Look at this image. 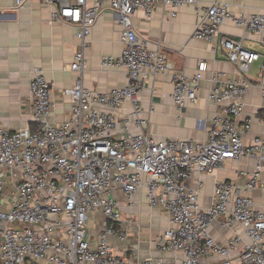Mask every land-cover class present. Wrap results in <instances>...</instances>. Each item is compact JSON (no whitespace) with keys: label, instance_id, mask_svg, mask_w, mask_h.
I'll return each instance as SVG.
<instances>
[{"label":"built area","instance_id":"2783aa9c","mask_svg":"<svg viewBox=\"0 0 264 264\" xmlns=\"http://www.w3.org/2000/svg\"><path fill=\"white\" fill-rule=\"evenodd\" d=\"M39 2L55 6L51 21L64 22L75 28L79 50L70 68L84 66V49L89 45L91 28L106 2L119 14L122 26L119 57H103V69L120 68L127 83L106 91L89 90L80 80L64 90L70 98L69 117L54 125L51 112V85L41 69H35L29 81L34 127L0 131V264H126L108 244V236L123 240L127 221L119 209L118 193L131 203L141 187L147 189L150 207L168 216L170 227L155 236V244L165 253H181L178 260L146 258L136 264H206L209 255L227 256L240 243H247L235 259L225 258L215 264H264V202L247 194L264 175V142L258 139L244 144L241 133L248 130L252 118L240 125L243 96L250 87L245 77L258 53L243 47L242 38L220 34L219 27L231 20L237 27L256 36L264 46V13L233 15L228 3L212 2L199 6V0H16L17 6ZM169 16L184 5H193L198 20L192 39L208 43L216 40L239 79L216 84L208 100L224 106V116L212 119V128L204 142L184 139L155 141L147 132L137 98L144 84L156 74H168L173 85L172 99L178 109L198 99L200 83L208 69L199 60L195 72L187 76L176 72L172 63L158 49L139 38L132 28L131 16L142 10L151 18L157 5ZM260 92L264 97V78ZM131 111L119 119L114 111ZM140 131L134 132L132 128ZM242 156L256 158V166L245 183L243 194L227 181L214 185L213 202L207 208L196 199L201 182L195 174H212L226 160ZM195 180L196 186H190ZM7 185L10 191L7 190ZM102 219L96 244L92 245L89 223ZM230 230L224 243H216L208 233L214 221Z\"/></svg>","mask_w":264,"mask_h":264},{"label":"crops","instance_id":"0c3cea01","mask_svg":"<svg viewBox=\"0 0 264 264\" xmlns=\"http://www.w3.org/2000/svg\"><path fill=\"white\" fill-rule=\"evenodd\" d=\"M86 1L88 5L96 2ZM214 1L228 3L235 16L264 13V0H199V6H208ZM54 8V5L39 2H26L19 7L16 0H0V131L34 127L29 81L37 68L42 70L51 85L48 120L54 125L69 117L70 98L64 90L72 87L76 80H80L85 89L97 91L122 88L127 83L122 69L100 67L103 57L117 58L122 52L119 14L106 2L102 4L91 28L89 45L83 52V69L72 71L73 55L80 48L75 40V28L64 22L51 21L50 12ZM197 16L198 12L191 4L178 8L174 17L169 16L168 10L160 4L149 19L145 18L142 10H136L131 16L132 28L137 36L146 40L150 48L160 50L176 72L190 76L199 60L206 61L208 65L197 101L188 102L181 109L173 102V85L168 74H156L144 84L137 98L141 111L139 117L147 121L146 132L155 141L184 139L204 142L212 128V119L224 116V106L214 105L208 100L209 90L223 81L240 77L216 40L208 43L191 38ZM219 32L241 37L243 47L259 55L245 74L250 87L242 98L243 111L238 122L241 125L244 120L252 118L249 129L241 133L244 144H251L256 139L264 142V97L260 92V74L264 78V46L256 41L253 33L237 27L231 20H225ZM130 111L131 105L126 102L124 108L113 113L119 119ZM132 131L138 132L140 128L134 127ZM255 166L256 158L242 156L238 160H226L212 174H195L194 179L202 184L197 193L198 206L204 209L212 204L214 185L219 181H227L239 193H245V183ZM197 181L191 180L190 186L194 188ZM9 188L7 185L8 191ZM146 193V187H141L133 194L130 204L126 203L122 193H118L119 209L127 221V235L123 240L108 236V244L123 257L126 264L156 257L168 262L178 260L182 257L181 253L162 252L155 244V236L170 227V222L159 208L148 205ZM247 194L256 204L264 202V175ZM100 223V216L89 223L92 245L96 244ZM208 233L216 243H224L231 234L219 220L211 223ZM240 235V243L227 256L213 254L201 261L215 264L227 257L235 259L242 245L248 241L242 232Z\"/></svg>","mask_w":264,"mask_h":264}]
</instances>
